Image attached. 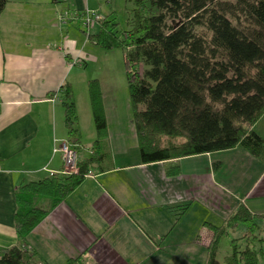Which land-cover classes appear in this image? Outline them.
Listing matches in <instances>:
<instances>
[{
	"label": "crops",
	"instance_id": "1",
	"mask_svg": "<svg viewBox=\"0 0 264 264\" xmlns=\"http://www.w3.org/2000/svg\"><path fill=\"white\" fill-rule=\"evenodd\" d=\"M96 1L7 0L0 14V258L20 246L14 228L16 188L62 170L53 146L69 141L63 87L75 102L78 163L92 154L93 125L89 152L81 153L83 130H90L83 71L87 39L73 26L59 28L56 17L63 10L115 17L113 0ZM110 109L104 108L105 158L28 236L25 250L33 263L67 264L82 257L89 264H205L210 227H220L240 206L264 215L260 159L236 147L142 165L131 111ZM251 130L264 141V113ZM170 164L178 166V176H166Z\"/></svg>",
	"mask_w": 264,
	"mask_h": 264
},
{
	"label": "trees",
	"instance_id": "2",
	"mask_svg": "<svg viewBox=\"0 0 264 264\" xmlns=\"http://www.w3.org/2000/svg\"><path fill=\"white\" fill-rule=\"evenodd\" d=\"M126 1L133 6L126 31L119 32L114 18L107 16L95 24L94 33L80 32L104 51H123L140 164L236 147L264 163V141L251 130L264 113V0ZM6 3L0 0V14ZM87 90L96 135L92 154L78 163L77 174H52L16 188L14 228L20 246L8 250L0 264H35L25 250L28 236L104 160L107 125L98 82L89 81ZM61 101L68 140L79 145L69 87H63ZM178 138L183 141L176 143ZM178 174V166L170 164L166 176ZM178 212L175 225L186 206ZM263 224L264 215L238 207L220 227H210L205 264H264ZM238 226L244 233L229 242V253L220 263L221 237ZM82 261L77 257L67 264Z\"/></svg>",
	"mask_w": 264,
	"mask_h": 264
},
{
	"label": "rangeland",
	"instance_id": "3",
	"mask_svg": "<svg viewBox=\"0 0 264 264\" xmlns=\"http://www.w3.org/2000/svg\"><path fill=\"white\" fill-rule=\"evenodd\" d=\"M96 1V0H95ZM228 1V0H227ZM97 2V1H96ZM113 8L115 10V17L114 21L118 24V31H126L127 28V19L129 18V13L133 8L132 3L127 2L126 0H113ZM105 9V6L103 5ZM94 25L91 29V33L95 30ZM81 33V32H80ZM80 36L83 38V34L81 33ZM86 38L84 37V40ZM88 48V60L86 61V67L83 71H85V78L89 81L96 80L99 84L101 96H102V103L104 104L103 109L105 108L107 112H110V108H117V110L125 111L130 108L129 104V97H128V88L126 82V75L123 63V51L120 49H115L111 51H104L95 45L91 44L88 40L86 41ZM81 89H77L76 93V100L77 104L80 107L82 104L81 99L78 100L80 95ZM84 100L86 101L85 108H87L88 118L90 122V130L84 131L82 134V151L83 154H88L89 149L87 144H91L93 130H92V115L90 114V104H89V97H88V90L87 92L84 89ZM74 102V99H73ZM75 104V102H74ZM132 114V111H131ZM82 120V128L85 126V117L81 118ZM94 126V125H93ZM84 140V141H83ZM183 141L182 138H178L175 140L176 143H181ZM46 204V201L43 205ZM244 231L242 227H237L235 232H229L228 235L221 237L219 242V248L217 253V261L222 263L224 256L229 253V242L232 239L240 238L243 235ZM211 232V231H210ZM202 239V238H200ZM256 239H258L256 237ZM249 241H254L253 239H248ZM210 242V241H209ZM209 244V243H208ZM208 248V246H207ZM206 248V252H207ZM82 264H89L85 260L82 261Z\"/></svg>",
	"mask_w": 264,
	"mask_h": 264
},
{
	"label": "built area",
	"instance_id": "4",
	"mask_svg": "<svg viewBox=\"0 0 264 264\" xmlns=\"http://www.w3.org/2000/svg\"><path fill=\"white\" fill-rule=\"evenodd\" d=\"M99 13L95 11L83 10V11H70L63 10L57 14L56 25L61 29L67 27H75L79 31L89 33L92 27L102 19ZM53 153L60 154L62 158V170L61 175H71L78 173V156L76 146L71 145L69 142H63L56 145V141L53 146ZM86 176H91L89 173Z\"/></svg>",
	"mask_w": 264,
	"mask_h": 264
}]
</instances>
